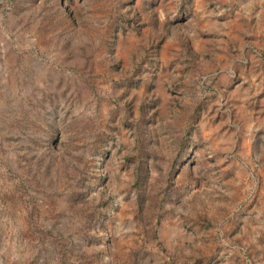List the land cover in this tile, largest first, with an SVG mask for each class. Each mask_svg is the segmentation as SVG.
<instances>
[{
  "label": "rangeland",
  "instance_id": "1",
  "mask_svg": "<svg viewBox=\"0 0 264 264\" xmlns=\"http://www.w3.org/2000/svg\"><path fill=\"white\" fill-rule=\"evenodd\" d=\"M0 264H264V0H0Z\"/></svg>",
  "mask_w": 264,
  "mask_h": 264
}]
</instances>
